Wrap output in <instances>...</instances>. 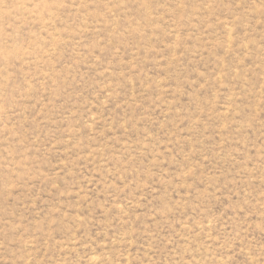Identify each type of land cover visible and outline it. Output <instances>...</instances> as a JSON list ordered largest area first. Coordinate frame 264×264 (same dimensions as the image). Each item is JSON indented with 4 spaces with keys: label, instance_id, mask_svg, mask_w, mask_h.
<instances>
[{
    "label": "rangeland",
    "instance_id": "1",
    "mask_svg": "<svg viewBox=\"0 0 264 264\" xmlns=\"http://www.w3.org/2000/svg\"><path fill=\"white\" fill-rule=\"evenodd\" d=\"M0 264H264V0H0Z\"/></svg>",
    "mask_w": 264,
    "mask_h": 264
}]
</instances>
